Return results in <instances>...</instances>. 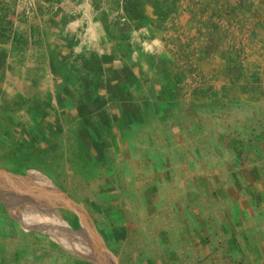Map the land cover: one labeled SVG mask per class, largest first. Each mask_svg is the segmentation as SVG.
I'll return each instance as SVG.
<instances>
[{
  "label": "crops",
  "instance_id": "obj_1",
  "mask_svg": "<svg viewBox=\"0 0 264 264\" xmlns=\"http://www.w3.org/2000/svg\"><path fill=\"white\" fill-rule=\"evenodd\" d=\"M239 2L227 0L223 12H245L247 0ZM252 5L245 14L264 13L261 0ZM184 8L179 18L189 29L200 25L194 14L214 22L218 13ZM181 37L169 44L181 52L132 54L130 61L108 48L96 55L83 49L63 73L51 56L43 71L37 59L28 69L0 55V114L15 131L10 141L18 147L21 132L30 131L36 157L64 156L67 195L37 170L14 177L32 191L52 185L56 202L74 208L64 216L74 228L94 231L90 215L121 264H264V76H257L264 42L252 43L245 59L230 49L184 54L205 42ZM75 150L100 161L96 176L81 175L78 186L74 168L88 161L71 160ZM22 222L0 206V264H105L91 245Z\"/></svg>",
  "mask_w": 264,
  "mask_h": 264
},
{
  "label": "rangeland",
  "instance_id": "obj_2",
  "mask_svg": "<svg viewBox=\"0 0 264 264\" xmlns=\"http://www.w3.org/2000/svg\"><path fill=\"white\" fill-rule=\"evenodd\" d=\"M226 1L0 0V55L11 60L16 59L14 61H17V64L26 65L28 69L35 68L34 62H29L32 59H37L40 70L43 71L48 68L44 57L51 56L54 61L56 60L52 64L53 68L55 67L56 71L59 70L60 73H63L65 69L72 70L73 65L78 63V53L83 49L93 52L95 55L99 52L103 54L104 50L111 49L110 55H124L122 57L127 56L130 61L132 54H135L136 57L139 55L141 58L142 55L150 52L161 54L164 52L173 54L175 50L181 52L179 48L169 49V44L173 45L174 38L182 36L185 43L191 42L193 39L196 40L197 37H204L203 42H205L201 47L198 42L194 43L193 50L182 51L184 54L206 53L213 48L221 52L223 49H230L237 55H244L246 59L255 52L252 43L261 40L264 42V13L260 15L245 14L253 7V0H247L245 12L227 15L223 12L226 8ZM236 2L239 5V0ZM261 2L264 5V0ZM191 5L217 10L216 20L214 22H209L208 19L201 20V17L194 14L200 23L199 27L194 25L193 29L185 27L179 18V12L183 11L185 6ZM241 5L244 6L242 1ZM180 15H182L181 12ZM256 15H258L257 19ZM169 30L170 33L167 34ZM174 34L176 35L174 36ZM224 38L225 43H222ZM164 39L167 40L166 43ZM241 39L245 41V46L240 45ZM162 41L164 42L162 43ZM11 60L10 63L13 64ZM157 66L154 65L152 70ZM257 72L259 73L257 76L263 78L264 65L258 66ZM190 79L187 78L184 82L186 88L191 85L192 79ZM155 80L157 81V79ZM14 111L16 112V110ZM7 165L8 163L0 158V168L5 169L4 167ZM30 170H37L40 174L45 175L43 170L37 168ZM108 176L111 182L112 176ZM104 179L103 176L100 180L101 185L109 187L110 182L105 183ZM52 183L54 184L53 181ZM38 186L40 185L38 184ZM93 188V185L85 188L88 197L94 194ZM42 189L37 187L44 197L52 200L63 216L67 219L73 216L74 208L67 203L60 204L58 200L56 202L52 193ZM60 190L63 192L62 189ZM64 193L67 195L65 191ZM88 217L93 221L90 215Z\"/></svg>",
  "mask_w": 264,
  "mask_h": 264
},
{
  "label": "water",
  "instance_id": "obj_3",
  "mask_svg": "<svg viewBox=\"0 0 264 264\" xmlns=\"http://www.w3.org/2000/svg\"><path fill=\"white\" fill-rule=\"evenodd\" d=\"M18 175L25 176V174L0 168V202L10 216L18 221L22 219L23 224L32 223L35 229L45 232L57 240L78 245H91L99 253L105 264H121L118 256L107 245L104 237L90 218L94 231L86 229L83 224L79 229L74 228L64 218L52 200L44 197L37 188L32 191L25 183L18 185L13 181L12 177ZM54 184L58 187L56 183ZM5 196L12 197V199L4 198ZM43 198L48 199L49 205L42 203ZM69 199L76 205L73 199ZM54 206L57 208V214L53 211L52 207Z\"/></svg>",
  "mask_w": 264,
  "mask_h": 264
},
{
  "label": "trees",
  "instance_id": "obj_4",
  "mask_svg": "<svg viewBox=\"0 0 264 264\" xmlns=\"http://www.w3.org/2000/svg\"><path fill=\"white\" fill-rule=\"evenodd\" d=\"M30 132V131H29ZM27 131L21 132L23 135L20 139V145L16 147L10 141V138L15 134L13 127L9 124L7 119L0 114V158L7 162V168L14 171L20 172L22 174H27V169H40L43 170L45 175L52 180L64 191H67L66 183L68 178V173L66 172L65 165V157L58 156L56 154L52 155L50 153H43L42 155L36 157L33 152H31V135ZM46 144V143H44ZM77 145H82L79 141H77ZM5 146V149L8 151H2L1 147ZM16 147V148H15ZM74 148V147H73ZM80 150H86L85 146L82 145ZM76 151V150H75ZM80 151V152H81ZM74 152L76 155L75 158H70L73 161H81L89 160L86 157L82 156V153ZM92 160L88 163H84L83 166H79L78 163L74 168L72 179L76 186L78 184L75 182L78 180V177L87 176L88 178H94L97 174V171L100 167V161L92 155ZM69 159V160H70ZM82 172V173H81ZM75 177H77L75 179ZM0 206L3 207L2 202H0Z\"/></svg>",
  "mask_w": 264,
  "mask_h": 264
},
{
  "label": "bare ground",
  "instance_id": "obj_5",
  "mask_svg": "<svg viewBox=\"0 0 264 264\" xmlns=\"http://www.w3.org/2000/svg\"><path fill=\"white\" fill-rule=\"evenodd\" d=\"M13 181H15L16 183H20L19 181H21L19 178L17 177H12ZM24 181V180H23ZM26 183H28L30 185V182L27 181V179L25 180ZM31 185L33 186L34 185V182L31 183ZM35 187H36V184H35ZM46 190L49 191V192H53V193H56L55 190L53 189L52 185L50 186H46ZM58 190V189H57ZM57 195H61L63 196L62 194H57Z\"/></svg>",
  "mask_w": 264,
  "mask_h": 264
}]
</instances>
